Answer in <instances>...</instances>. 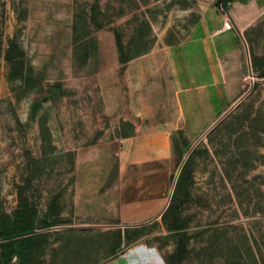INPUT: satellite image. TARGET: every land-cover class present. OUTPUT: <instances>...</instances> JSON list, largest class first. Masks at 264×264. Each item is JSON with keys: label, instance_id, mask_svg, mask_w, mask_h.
<instances>
[{"label": "rangeland", "instance_id": "obj_1", "mask_svg": "<svg viewBox=\"0 0 264 264\" xmlns=\"http://www.w3.org/2000/svg\"><path fill=\"white\" fill-rule=\"evenodd\" d=\"M229 4L0 0V216L23 192L52 225L29 264L141 247L166 264H264V0ZM228 16L236 30L215 37Z\"/></svg>", "mask_w": 264, "mask_h": 264}, {"label": "trees", "instance_id": "obj_2", "mask_svg": "<svg viewBox=\"0 0 264 264\" xmlns=\"http://www.w3.org/2000/svg\"><path fill=\"white\" fill-rule=\"evenodd\" d=\"M221 3V0H220ZM5 59L10 67V80H15L22 76L25 62L24 52L14 43L9 41L5 51ZM251 67H257L256 59L251 58ZM263 65L260 78H264V59L261 60ZM190 157L186 164L182 167L174 187L173 194L170 199V205L174 204L178 194L183 189L188 169L191 161ZM165 214L162 215V218ZM52 225L44 224L37 227V211L28 205L27 199L23 196V192H19V206L14 216L2 214L0 216V239L19 233H26L33 230L46 231ZM43 234H36L16 240L0 243V264H29L33 255L36 241Z\"/></svg>", "mask_w": 264, "mask_h": 264}, {"label": "crops", "instance_id": "obj_3", "mask_svg": "<svg viewBox=\"0 0 264 264\" xmlns=\"http://www.w3.org/2000/svg\"><path fill=\"white\" fill-rule=\"evenodd\" d=\"M251 1V0H249ZM241 1H234L232 2V6H234L236 3H239ZM252 3V2H250ZM254 3V2H253ZM230 5V4H229ZM227 18L231 19L233 22V30H236L237 28V22H235V18L232 16H228ZM223 23L220 22L219 30L217 31L215 37L219 38L221 33H228L230 31H223L222 30ZM238 32H240L238 30ZM136 250V254L132 253ZM161 259V257L157 254V252L147 250L145 248H136L133 250H130L126 254L122 255L119 259L112 260L110 264H166L165 261Z\"/></svg>", "mask_w": 264, "mask_h": 264}, {"label": "water", "instance_id": "obj_4", "mask_svg": "<svg viewBox=\"0 0 264 264\" xmlns=\"http://www.w3.org/2000/svg\"><path fill=\"white\" fill-rule=\"evenodd\" d=\"M233 1H244V0H222L221 1V6H222V9L224 11H228V7L227 5L230 3V2H233ZM240 38L245 46V51H246V57H247V64H248V69H249V73L251 74V63H250V57H249V52H248V48H247V45L243 39V36L240 34ZM224 117V116H223ZM222 117V118H223ZM216 125V124H215ZM208 133V132H207ZM206 133V134H207ZM205 134V135H206ZM187 158V157H186ZM185 158V159H186ZM180 173V170L178 171L175 179H174V182H173V185H172V188H171V192H170V195H169V198H168V201L166 203V206L165 208L163 209V211L166 209V207L168 206L169 202H170V199H171V196L173 194V191H174V187H175V184H176V181H177V177ZM163 211L159 214V216L162 215ZM41 231H38V230H33V231H30V232H26V233H19V234H14V235H10V236H6L2 239H0V243L2 242H7V241H11V240H16V239H20V238H24V237H29V236H32V235H36V234H39Z\"/></svg>", "mask_w": 264, "mask_h": 264}, {"label": "built area", "instance_id": "obj_5", "mask_svg": "<svg viewBox=\"0 0 264 264\" xmlns=\"http://www.w3.org/2000/svg\"><path fill=\"white\" fill-rule=\"evenodd\" d=\"M222 30L223 31H230V30H233V22L231 19L227 18L224 23H223V26H222Z\"/></svg>", "mask_w": 264, "mask_h": 264}]
</instances>
